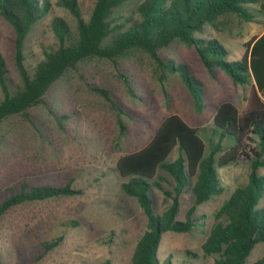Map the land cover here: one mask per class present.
Here are the masks:
<instances>
[{"label":"rangeland","instance_id":"1","mask_svg":"<svg viewBox=\"0 0 264 264\" xmlns=\"http://www.w3.org/2000/svg\"><path fill=\"white\" fill-rule=\"evenodd\" d=\"M54 3V14L75 32L76 19L64 6ZM88 18L95 0H78ZM128 3L121 11L128 12ZM245 23L234 15L218 18L195 35L201 40H218L227 52V61H239L244 44L264 30V17ZM16 33L0 17V53L13 81L19 76L15 66ZM56 39L47 21H42L26 43L25 64L34 66ZM158 57L132 50L115 59H89L70 70L48 95V102L31 110L27 117L10 118L0 125V203L12 185H65L81 194L17 206L0 218V262L2 264H132L139 238L147 230L148 218L136 199L126 195L115 171L117 160L142 150L161 123L179 116L193 128L204 129L201 136L208 154L210 127L219 106L233 104L241 111L250 85L235 84L221 69L209 70L196 50L176 42L158 52ZM187 67L201 84L192 93L180 73H171L165 63ZM197 95L198 106L195 103ZM109 97V98H108ZM1 98V89H0ZM213 138V142H214ZM176 157V153L172 158ZM224 191L197 206L193 218L200 225L190 233L166 232L159 258L173 264L188 259L191 264H211L213 256L203 251L208 233L216 223V213L235 189L248 183V163L217 167ZM264 174V169L260 170ZM156 213L171 205L159 192ZM193 199L184 194L177 218L185 215ZM264 205V199L261 201ZM61 238L60 245L46 251L45 242ZM190 252L193 256H189ZM264 255V244L251 257ZM191 257V258H190Z\"/></svg>","mask_w":264,"mask_h":264},{"label":"trees","instance_id":"2","mask_svg":"<svg viewBox=\"0 0 264 264\" xmlns=\"http://www.w3.org/2000/svg\"><path fill=\"white\" fill-rule=\"evenodd\" d=\"M128 3L131 9L122 12ZM56 4L75 17V32L54 14L52 0H0V17L16 33L19 76L18 82L12 80L0 53V125L45 106L53 86L89 59L111 60L141 50L160 61L158 52L176 42L193 47L209 70L219 68L235 84L250 85L246 104L241 111L231 103L219 106L210 127L208 154L201 136L204 129L190 127L179 116L171 115L142 150L117 160L115 171L123 191L137 200L148 218L131 263L173 264L169 256L160 261L163 234H186L197 228L200 223L193 218L196 207L224 191L217 167L243 162L249 165L248 183L237 187L218 210L202 248L207 256H213L211 264H264V255L250 260L254 249L264 244V174L260 173L264 169V32L249 39L242 58L231 62L218 40L195 37L207 25L216 26L224 15H234L245 23L259 20V16L264 17V0H95L88 18L83 16L78 0H57ZM44 20L56 41L31 67L25 64L24 44ZM167 62V69L180 73L192 93L201 90L200 82L190 76L186 66ZM199 98L197 95L195 103L201 106ZM73 181L65 185H12L0 203V218L17 206L81 194L72 187ZM159 192L172 201L162 213L154 208ZM184 194L192 197L193 205L181 221L177 215ZM61 241L57 238L43 247L50 251ZM178 263L191 264L186 258Z\"/></svg>","mask_w":264,"mask_h":264},{"label":"crops","instance_id":"3","mask_svg":"<svg viewBox=\"0 0 264 264\" xmlns=\"http://www.w3.org/2000/svg\"><path fill=\"white\" fill-rule=\"evenodd\" d=\"M263 32H264V30H263ZM263 32H262V33H263ZM262 33H261V34H262ZM261 34H260V35H261Z\"/></svg>","mask_w":264,"mask_h":264}]
</instances>
